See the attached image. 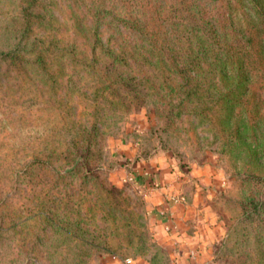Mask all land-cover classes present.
<instances>
[{
    "label": "rangeland",
    "instance_id": "obj_1",
    "mask_svg": "<svg viewBox=\"0 0 264 264\" xmlns=\"http://www.w3.org/2000/svg\"><path fill=\"white\" fill-rule=\"evenodd\" d=\"M259 4L0 0V264H264Z\"/></svg>",
    "mask_w": 264,
    "mask_h": 264
},
{
    "label": "crops",
    "instance_id": "obj_2",
    "mask_svg": "<svg viewBox=\"0 0 264 264\" xmlns=\"http://www.w3.org/2000/svg\"><path fill=\"white\" fill-rule=\"evenodd\" d=\"M151 181H153L152 182V184L157 188V186L159 185H161L162 184V182L160 181V179L158 178V175L156 176V175H154V178H153V180L150 178L149 179V182H151ZM166 209V216H168V212H169V209H167V207L165 208ZM165 218H167V217H165ZM163 221H164V224H163ZM167 221H169L168 219H166V220H162V221H160L163 225H165L166 224V222ZM167 223H169V222H167Z\"/></svg>",
    "mask_w": 264,
    "mask_h": 264
},
{
    "label": "trees",
    "instance_id": "obj_3",
    "mask_svg": "<svg viewBox=\"0 0 264 264\" xmlns=\"http://www.w3.org/2000/svg\"><path fill=\"white\" fill-rule=\"evenodd\" d=\"M248 3L250 4L251 9L255 13H259V11L261 10L259 0H248ZM4 55L5 54H1V56H4Z\"/></svg>",
    "mask_w": 264,
    "mask_h": 264
}]
</instances>
